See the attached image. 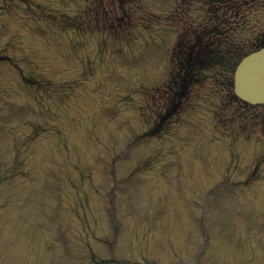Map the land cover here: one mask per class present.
<instances>
[{
    "label": "rangeland",
    "instance_id": "obj_1",
    "mask_svg": "<svg viewBox=\"0 0 264 264\" xmlns=\"http://www.w3.org/2000/svg\"><path fill=\"white\" fill-rule=\"evenodd\" d=\"M263 36L264 0H0V264H264L226 66Z\"/></svg>",
    "mask_w": 264,
    "mask_h": 264
},
{
    "label": "water",
    "instance_id": "obj_2",
    "mask_svg": "<svg viewBox=\"0 0 264 264\" xmlns=\"http://www.w3.org/2000/svg\"><path fill=\"white\" fill-rule=\"evenodd\" d=\"M248 69L251 74H254L252 80L244 77V72ZM238 76L241 77L238 85L241 93L246 94V97L252 100H264V50L246 59L244 65L238 69Z\"/></svg>",
    "mask_w": 264,
    "mask_h": 264
}]
</instances>
